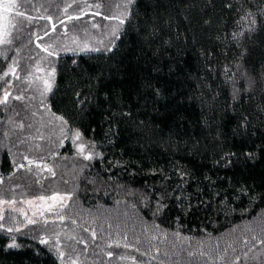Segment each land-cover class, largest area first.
Here are the masks:
<instances>
[{"label":"trees","instance_id":"obj_1","mask_svg":"<svg viewBox=\"0 0 264 264\" xmlns=\"http://www.w3.org/2000/svg\"><path fill=\"white\" fill-rule=\"evenodd\" d=\"M124 2L16 0L34 19L0 45V199H71L47 225L0 206V264H264V0H135L115 39Z\"/></svg>","mask_w":264,"mask_h":264},{"label":"snow or ice","instance_id":"obj_2","mask_svg":"<svg viewBox=\"0 0 264 264\" xmlns=\"http://www.w3.org/2000/svg\"><path fill=\"white\" fill-rule=\"evenodd\" d=\"M30 0H24V4L29 3ZM135 3V0H125L124 3H122L121 5H118V7L122 8L123 11H119L116 13H112V15L109 16H105L104 19H110L115 21V23H113L109 29V34L111 37H114L115 39H119V33L122 30V26L125 24L126 21H128L129 17L131 16V5H133ZM21 7H23V5H21ZM67 7H71V5H68ZM85 7H93V5H85ZM94 7H96L97 9H99L101 7L100 4H96L94 5ZM14 10H16L14 12ZM67 11V8H65V12ZM83 11V10H82ZM96 14H99L98 12ZM21 17V18H25V13L23 11H19L18 10V6L16 3V0H0V44H5V45H11L13 43V39H12V35L13 32L12 30H16V31H20L22 30V27L25 23V19L27 21H32L34 18L31 16H27L25 19H21L19 20V25L20 27H17V24L13 22V19H10V17ZM252 13H247L246 16L243 18L245 20L251 18ZM43 19H48L51 20V17H42ZM80 17H72L69 16L68 19L72 20V19H79ZM61 23H63V21H61ZM251 23L254 24L255 20H251ZM93 27H98V25H92ZM53 30H55V25H53ZM48 33L45 32V35H47ZM31 35V34H29ZM242 35V33H241ZM42 39V37H41ZM43 48L44 52H47L48 56H54V55H58V53H56L54 50L50 51L49 49L52 48V45H48V46H41ZM114 47V41H110L109 44L107 46H105L104 48H100V47H88L87 44H85L84 46H82L79 50L83 51V52H110L112 51ZM73 52H75V49H72ZM0 55H2V53H0ZM39 67V66H38ZM55 67L53 66L49 72H48V76L47 77H36L37 80L40 81V85L37 86V91L40 92L41 96H44L46 93H49L52 91V88L55 84ZM15 75V69L12 67H9L8 72L4 73V76H8L9 74ZM17 79H19V77H17ZM28 80L32 83H34V81L31 80V77L28 78ZM30 86V84H29ZM8 97H9V93L5 92L3 99H0V104H6L8 101ZM16 99H23L22 96H17L15 97ZM57 119H59L61 121V126H62V130L63 127L67 125V121L63 120L62 117H57ZM20 128H23V125H19ZM74 135V140L73 143H75L76 140H80L81 143L79 145V151L81 154H83L84 152V146L86 142L82 139L81 137V133L79 131H75L73 133ZM22 143L24 141H21ZM94 148V146H92ZM95 156H99V153H93V151H89L88 154L84 155L83 158L86 160H91L94 158ZM25 160L28 161L27 165L21 163L19 165L20 169H24L26 168L28 172H32V165H35L37 170L39 171H43L44 168L47 169V171L52 175L55 176V172L53 171V169L51 168H47L46 165L43 166V168L41 167V165L39 163H37L35 160L32 159H28V157H24ZM2 182V181H0ZM37 183H40V181L38 180ZM41 187H43V185L41 184ZM71 196L68 194H61L58 191H52L50 194L45 195L43 193H40L38 195L35 196L34 200H28L27 203L29 204V206H35L37 208V211H34L32 213V217H36L39 216L40 220L43 221V223L45 225H47L49 223V220L45 217V213H51L55 216V218L57 220L63 221L64 220V215L62 214L63 209L67 208V204L65 203L66 200H70ZM35 201H40L39 205L35 204ZM16 204V201L13 200H2L0 199V206L2 205H7V210L9 212H20L22 215L25 216V219L27 220L28 224H36L38 223L37 219L34 218H30L28 216V214L23 210V209H18L16 207H14V205ZM10 219L14 220V217H9ZM4 219V215H3V211H0V220ZM0 227H3L2 225H0ZM16 231H20L19 228L15 229ZM7 232H12L13 229L12 228H7L6 229ZM58 236V234H57ZM93 236H95V233L93 232ZM15 238L13 237V240ZM69 239H75L74 237H69ZM80 242V241H77ZM264 242V241H262ZM41 244H49V241L47 239H41L40 240ZM12 247H15L16 245H10ZM72 247V246H70ZM116 247H119V244L116 245ZM56 252L57 255L59 257H63L64 256V252L61 251L59 248H56ZM109 255L111 256L112 253H109ZM61 264H64L63 259H61ZM71 264H77V260H73L71 262Z\"/></svg>","mask_w":264,"mask_h":264},{"label":"rangeland","instance_id":"obj_3","mask_svg":"<svg viewBox=\"0 0 264 264\" xmlns=\"http://www.w3.org/2000/svg\"><path fill=\"white\" fill-rule=\"evenodd\" d=\"M10 19H12V17H10ZM82 46H84V45H81V47ZM38 66L35 68L34 73L31 76V80L34 81V83L30 82L35 87L40 85V81L37 80L36 77H47L48 76V72H49V70H46L43 66H41V65H38ZM55 77H56V74H55ZM49 93H46V94H49ZM74 132L75 131H71V132L68 133V137L67 138H69L70 141H73L75 139L74 135H73ZM35 204L39 205L40 201H35ZM14 207H16L18 209H23L24 208L26 211H29L31 213H33L34 211H37V208L35 206H29V204L27 202L22 203V205H14Z\"/></svg>","mask_w":264,"mask_h":264}]
</instances>
